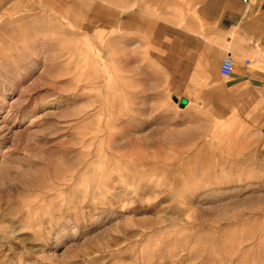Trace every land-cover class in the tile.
<instances>
[{"label":"rangeland","instance_id":"obj_1","mask_svg":"<svg viewBox=\"0 0 264 264\" xmlns=\"http://www.w3.org/2000/svg\"><path fill=\"white\" fill-rule=\"evenodd\" d=\"M92 9L0 8V264H264L252 128Z\"/></svg>","mask_w":264,"mask_h":264},{"label":"crops","instance_id":"obj_2","mask_svg":"<svg viewBox=\"0 0 264 264\" xmlns=\"http://www.w3.org/2000/svg\"><path fill=\"white\" fill-rule=\"evenodd\" d=\"M108 1L0 0V8H93L99 21L110 8L111 27L125 8L126 34L156 52L150 59L173 78L174 97L199 99L248 125L264 152V0ZM228 56L235 68L225 77Z\"/></svg>","mask_w":264,"mask_h":264},{"label":"built area","instance_id":"obj_3","mask_svg":"<svg viewBox=\"0 0 264 264\" xmlns=\"http://www.w3.org/2000/svg\"><path fill=\"white\" fill-rule=\"evenodd\" d=\"M235 68L234 60L228 56L223 59L221 66H220V72L223 76L229 77L233 74Z\"/></svg>","mask_w":264,"mask_h":264},{"label":"water","instance_id":"obj_4","mask_svg":"<svg viewBox=\"0 0 264 264\" xmlns=\"http://www.w3.org/2000/svg\"><path fill=\"white\" fill-rule=\"evenodd\" d=\"M176 102L179 103L180 107L184 108L186 107L188 104H189V100L187 98H177V97H174L173 98Z\"/></svg>","mask_w":264,"mask_h":264}]
</instances>
